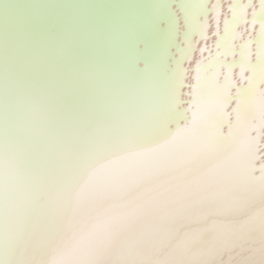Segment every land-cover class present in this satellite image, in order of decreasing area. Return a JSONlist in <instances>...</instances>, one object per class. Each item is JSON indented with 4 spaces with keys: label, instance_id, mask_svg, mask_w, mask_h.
<instances>
[{
    "label": "snow or ice",
    "instance_id": "obj_1",
    "mask_svg": "<svg viewBox=\"0 0 264 264\" xmlns=\"http://www.w3.org/2000/svg\"><path fill=\"white\" fill-rule=\"evenodd\" d=\"M174 3L0 0V264H264V0Z\"/></svg>",
    "mask_w": 264,
    "mask_h": 264
},
{
    "label": "bare ground",
    "instance_id": "obj_2",
    "mask_svg": "<svg viewBox=\"0 0 264 264\" xmlns=\"http://www.w3.org/2000/svg\"><path fill=\"white\" fill-rule=\"evenodd\" d=\"M218 2L222 5V12H221L220 20H221V28L223 29L224 18L225 17H232V15H233L232 6L233 5H238V6L244 5L248 2V0H206V7L208 9L207 16L204 17L202 15L200 17V19L201 20L207 19V21H208V24H209L208 33H209L210 39L208 40L207 43L210 46L213 45L215 40H216V36L214 35L215 27H216L215 6L217 5ZM180 3H181V0H175L173 7H174V10L177 14V17L179 18L180 29H181V33L183 34L184 21H183V12L181 10ZM258 4H259V0H256V6H258ZM252 10H253L252 8L248 9L249 21L251 19ZM256 28L259 29L258 24H257ZM238 30L244 33L245 39L250 34L254 35V33L252 32V26H251L250 22L248 24L240 23ZM191 41L194 45H196V48L194 50L195 57L199 58V56H200L199 48L203 45L204 42L199 40V37L197 34H193L191 36ZM236 43H237V47H239V44L242 43V41L237 40ZM205 55H207V53H205ZM194 63H195V60L193 61V64ZM189 82H191V81H189Z\"/></svg>",
    "mask_w": 264,
    "mask_h": 264
}]
</instances>
